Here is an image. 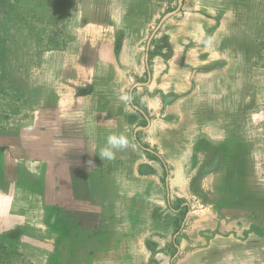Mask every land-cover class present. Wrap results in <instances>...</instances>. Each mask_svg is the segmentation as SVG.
<instances>
[{
    "label": "crops",
    "instance_id": "1",
    "mask_svg": "<svg viewBox=\"0 0 264 264\" xmlns=\"http://www.w3.org/2000/svg\"><path fill=\"white\" fill-rule=\"evenodd\" d=\"M226 1L191 0V10L206 14L193 13L163 23L169 54L156 56L150 66L144 56L147 80L137 82L134 71L127 91L111 79L110 69L115 68L111 64L116 60L111 52L113 28L82 33V55L48 62L49 91L41 96L45 87H39L36 105L40 106L30 126L0 144V230L18 232V249L32 264H47L53 255L57 264H75L76 256L86 259L85 264H162L157 258L168 255L169 243L175 250L169 264H224L223 260L225 264H264V226L249 221L246 205L262 201L256 208L264 211V195L251 199L242 195L237 201L245 205L239 216L246 225L240 231L238 227L229 231L227 240L203 246L193 243L187 257L185 242H180L186 216L181 228L175 227L187 205V214L196 216L195 225H201L193 233L212 230L216 234L219 213L227 211L217 209L214 200L199 204V209L185 201L190 194H199L192 175L186 172L199 168L195 162L188 163L197 151V140L228 138ZM100 19L103 27L122 22L114 7ZM124 95L131 97L130 102L121 99ZM231 118L235 124L247 125L244 112ZM218 121L223 125L218 126ZM220 128V134L210 133ZM113 133L125 135L129 145L116 150L113 160H101L100 150ZM12 147L14 155L6 160L3 154ZM24 161L40 166L30 172L22 168ZM218 167L210 161L203 168L210 176L208 186ZM237 181L227 182L235 187ZM15 187H24L28 194L21 195ZM24 200L27 211L40 213L34 216L38 220L21 212L16 203ZM11 207L19 210L14 212ZM170 232V242L155 246L146 241L147 234Z\"/></svg>",
    "mask_w": 264,
    "mask_h": 264
},
{
    "label": "rangeland",
    "instance_id": "2",
    "mask_svg": "<svg viewBox=\"0 0 264 264\" xmlns=\"http://www.w3.org/2000/svg\"><path fill=\"white\" fill-rule=\"evenodd\" d=\"M17 1L24 8L32 10V12H28L29 14L36 15L35 11L38 12L37 10L40 13L51 9V14L53 15V11H55V17L58 21L57 26L60 30H63L65 35L59 42V47L48 48L40 55L33 48H28L31 45V40L27 38V35L17 39L3 38L6 44L5 47H15L16 50L9 53L12 58H10V65H7L9 78L4 84H0L2 85L0 86V144L4 140L6 141L8 136L16 135V133L19 135V132L30 126L34 110L37 106H40L36 105L39 87L40 89L45 87L41 96H43L44 92L48 93L49 91L48 62L62 60L66 56H78L76 53L81 54L85 41L80 37L82 33H90V31L103 33L104 29H114L111 52L113 57L116 56V60L111 64L115 66L114 69L113 66L110 69V73L112 70L111 79L114 82L119 81L121 85L125 86V91H127L132 77H134V71H136L137 82L139 81L138 79L141 81L147 80L144 62L146 50L148 52L146 65L148 66H150L156 56L164 57L169 54L170 47L162 29L163 23L171 19L179 20L185 15L190 16L193 13L206 14L200 10H191V0H186L187 2L182 0V5L178 10L160 24L147 47L150 34L164 14L177 9L178 0ZM218 1L223 2V0ZM226 3H228V100L231 103L228 108V138L227 141L222 139L215 142L203 136L197 140L195 145L197 151L192 156H189L188 163L195 162L199 164V168L186 172L192 175L193 185L197 187L194 190H199V194H190L187 197L188 200L186 199L185 201L196 204L198 209L199 204L206 205L214 202L217 209H219L218 207H225L224 209L227 208V211L222 209L221 211L224 210L223 214L222 212L219 213L221 214L218 219L220 226L215 230L216 234L211 232L212 230H205L206 233H193V230L197 231L201 225H198L199 227L195 225V222L198 221L197 217H190L187 214L189 207L185 205V210L178 215L175 227L180 229L186 216L185 229L181 233L180 239L181 243L185 242L183 254L186 257L193 252L191 249L194 244L203 246L205 243L210 244L213 241L227 240L229 231H232L235 227H238L237 231H240V227L246 225V220L239 216L245 209V205L237 201L242 199V195H250L247 196L248 198L264 195V0H228ZM109 7L116 9V18H119L122 22L121 24L113 25V27H103L98 19L101 18L100 20L103 21V18L108 14ZM183 7H185L184 13ZM23 14L27 15V12ZM92 44L95 46L96 42ZM35 45L38 47L37 43ZM26 49L30 50V52L27 53ZM79 57L77 60H79ZM70 60L75 59L70 58ZM117 67H120V70ZM138 70L142 72L144 70L141 76L137 74ZM13 75L17 78L15 82L12 81L11 83L10 79ZM3 88H5L4 91ZM21 92L24 94L21 95ZM241 112L246 113V118L248 119L246 126L235 124L231 121L233 114L239 118ZM221 122L218 121L216 124L221 126L223 125V122ZM211 124L217 126L213 122ZM220 130L222 128L219 130L210 129V133L218 135ZM1 135L5 136V139ZM1 150L3 151V149ZM9 150L3 154L6 160L9 159V154L14 155V147ZM227 150L228 152H226ZM226 155L227 158H225ZM2 159V152L0 151V163ZM210 161H215L219 167L213 171L214 182L208 186L206 181L208 178L210 179V176H207L203 168ZM37 165L38 167L40 166L36 162L24 161L22 168L31 172L34 167L36 171ZM205 177L207 179L203 180ZM233 178L239 180L235 187L228 185L230 179ZM223 179L226 181H222V185H220L219 183ZM223 183L225 186H223ZM15 188L19 190L18 193L21 195L28 194L24 187L21 189ZM20 194L17 196L20 197ZM38 195V192H35L34 196L36 198H38ZM30 197L33 198L32 196ZM25 202L26 200L17 201L16 204L21 212L30 214L28 219L32 221L38 220L34 216L39 217L40 213L27 211V203ZM260 204H262V201L256 202L255 200L246 205L249 207V221L253 220L254 224L258 223V225L264 226V211H262L261 207L258 210L256 208V205ZM28 205L30 206L29 203ZM19 209L11 207L10 210L16 212ZM201 209H203V206ZM242 221L245 223L242 224ZM227 224L228 227L226 226ZM172 234V232L169 235L147 234L146 241L154 242L155 246L162 245L166 240L170 239L169 242L171 241ZM240 236L241 233L238 234V237ZM0 243L3 245L8 244L9 249H16L19 244L18 232L0 230ZM169 244L168 255L163 257V255L159 254V258H157L162 264H169V257L175 252L172 244ZM213 252L217 253L216 250ZM146 256L147 254H145L144 258ZM137 259L140 261V255H137ZM61 260L64 261V259ZM56 261L53 255L47 264H57ZM72 261L75 264H85L86 259H80L76 256ZM222 263L225 264V260Z\"/></svg>",
    "mask_w": 264,
    "mask_h": 264
},
{
    "label": "trees",
    "instance_id": "3",
    "mask_svg": "<svg viewBox=\"0 0 264 264\" xmlns=\"http://www.w3.org/2000/svg\"><path fill=\"white\" fill-rule=\"evenodd\" d=\"M37 11H35L36 15L29 14L28 12H32V10L24 8L17 0H0V84H4L7 78H9L7 74V65H10L11 58L9 53L16 50L15 47H5L6 44L3 38L17 39L27 35V38L31 40V45L28 48H33L39 55L44 53L48 48L54 49L59 47V42L64 38L65 33L57 26L58 21L55 17V11H53V15L51 14V9L40 13L39 10ZM22 12H27V15ZM35 43L38 44V47ZM26 52L29 53L30 50L26 49ZM16 78L13 75L10 82H15ZM4 90L5 88H3ZM22 94L24 93L21 92ZM11 249L8 248V244L3 245L0 243V264H32L20 253L18 247Z\"/></svg>",
    "mask_w": 264,
    "mask_h": 264
},
{
    "label": "clouds",
    "instance_id": "4",
    "mask_svg": "<svg viewBox=\"0 0 264 264\" xmlns=\"http://www.w3.org/2000/svg\"><path fill=\"white\" fill-rule=\"evenodd\" d=\"M121 99L125 102H130L131 97L124 95ZM129 145V139L123 134H110L107 137L106 146L100 150L99 157L101 160H113L115 158L116 150H124ZM93 165L94 163L91 162Z\"/></svg>",
    "mask_w": 264,
    "mask_h": 264
},
{
    "label": "water",
    "instance_id": "5",
    "mask_svg": "<svg viewBox=\"0 0 264 264\" xmlns=\"http://www.w3.org/2000/svg\"><path fill=\"white\" fill-rule=\"evenodd\" d=\"M182 5V0H178V7L175 11H172V12H169V13H166L163 15V17L160 19V21L158 22V24L156 25L155 29L152 31V33L150 34V37L148 39V42H147V47L149 45V41L150 39L152 38V36L154 35L155 31L158 29V27L160 26V24L168 17H170L172 14H174L178 8ZM147 56H148V52L146 50V53H145V57H146V60H147Z\"/></svg>",
    "mask_w": 264,
    "mask_h": 264
}]
</instances>
